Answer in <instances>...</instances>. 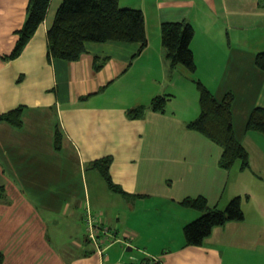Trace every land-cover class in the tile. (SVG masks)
Here are the masks:
<instances>
[{
  "label": "crops",
  "instance_id": "obj_1",
  "mask_svg": "<svg viewBox=\"0 0 264 264\" xmlns=\"http://www.w3.org/2000/svg\"><path fill=\"white\" fill-rule=\"evenodd\" d=\"M28 1L0 0V115L21 107L20 126L0 120L1 264H137L134 247L151 264H264V135L245 130L250 111L264 107V72L254 63L264 51V0H119L142 11L145 46L90 42L75 61L48 58L47 31L62 2L50 0L20 55L3 60ZM180 21L194 31L193 74L171 68L162 49L161 24ZM192 78L217 99L233 93L232 125L250 153L248 169H222V148L185 127L200 111ZM157 95L169 96L163 112L126 116ZM105 156L126 200L122 212L92 198L99 179L89 170L108 185L90 163ZM197 196L220 209L241 196L244 218L185 245L183 228L201 212L180 202ZM94 208L109 230L101 252L84 222Z\"/></svg>",
  "mask_w": 264,
  "mask_h": 264
},
{
  "label": "trees",
  "instance_id": "obj_2",
  "mask_svg": "<svg viewBox=\"0 0 264 264\" xmlns=\"http://www.w3.org/2000/svg\"><path fill=\"white\" fill-rule=\"evenodd\" d=\"M50 0H29L26 8V19L15 31L17 35L13 49L3 60L18 57L27 42L44 20ZM144 15L136 8L119 5V0H62L53 23L47 31V52L49 59L75 61L85 51L86 43H104L108 41L140 43L144 47L146 32ZM193 28L187 21L165 22L161 24V44L165 59L171 68L183 66L191 74L196 65L190 48ZM141 50V48L139 49ZM255 65L264 72V51L255 55ZM101 65H96L100 68ZM198 92L199 114L185 123L189 130L196 131L222 148L219 167L230 170L238 165L240 170L250 167V153L236 137L232 125V102L234 95L227 91L217 99L213 93L198 79L192 78ZM168 95L154 96L148 106L138 105L129 108L126 116L138 119L144 116L147 109L163 112ZM21 107L0 115V120L18 127L21 125ZM246 131L264 135V107H254L246 120ZM61 142V135L56 130L54 143L56 148ZM111 156H105L90 163L106 181L108 187L117 190L111 180L109 165ZM120 190V189H119ZM242 197L235 196L225 208L209 206L203 196L186 197L180 204L201 212L200 216L187 223L183 228L185 245L198 246L211 233L212 229L223 226L230 221H241L244 218ZM3 255L0 252V264Z\"/></svg>",
  "mask_w": 264,
  "mask_h": 264
},
{
  "label": "rangeland",
  "instance_id": "obj_3",
  "mask_svg": "<svg viewBox=\"0 0 264 264\" xmlns=\"http://www.w3.org/2000/svg\"><path fill=\"white\" fill-rule=\"evenodd\" d=\"M258 103L259 101H255L254 104H258ZM261 137H264V136H261ZM40 141L44 142L43 138H40ZM91 173H93L94 175H97V179H99V185L91 183L92 198H97V199L99 198V200L101 201V205L103 204V201H106L107 202L106 208L110 211L122 212L123 206L126 203V200L122 198L118 193H115V191L109 190L106 184L104 183V181L99 178L96 171L89 170L88 175H90ZM260 183L264 185V179ZM261 184L258 188H260V190L263 191V188H262L263 186ZM249 188L252 191H255L257 189L254 186H249ZM242 196L245 197V194H243ZM0 201H2V199ZM96 209L97 208L92 209L93 215L96 216L97 214L101 216L102 214L99 213V211H96ZM134 249L131 252L134 253L136 256L139 255V258L142 259L140 262H137V264H151L154 258L152 257V255L146 254L143 247L142 248L134 247Z\"/></svg>",
  "mask_w": 264,
  "mask_h": 264
},
{
  "label": "built area",
  "instance_id": "obj_4",
  "mask_svg": "<svg viewBox=\"0 0 264 264\" xmlns=\"http://www.w3.org/2000/svg\"><path fill=\"white\" fill-rule=\"evenodd\" d=\"M86 225L87 239L101 252L102 236H107L109 230L100 221H97L95 216L87 211L84 215Z\"/></svg>",
  "mask_w": 264,
  "mask_h": 264
}]
</instances>
